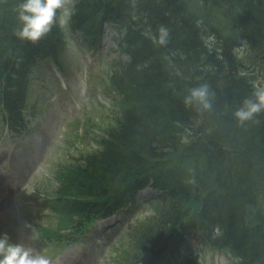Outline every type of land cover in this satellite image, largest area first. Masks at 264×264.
Wrapping results in <instances>:
<instances>
[{"label":"trees","instance_id":"1","mask_svg":"<svg viewBox=\"0 0 264 264\" xmlns=\"http://www.w3.org/2000/svg\"><path fill=\"white\" fill-rule=\"evenodd\" d=\"M95 1L74 0L68 28L94 45L107 25L121 34L127 58L113 59L109 76L117 108L102 133L90 138L92 131L84 132L83 142L93 148L56 167L46 202L51 221L39 226L40 238L76 239L95 218L151 186L154 212L134 223L124 264H203L194 254H180L189 231L243 264H264V215L254 209L264 193L255 187L256 180L264 185V112L243 125L233 115L255 90L239 72L235 48L244 42L264 63V0H219L239 39L224 37L214 49L184 0L124 1L151 21L123 0ZM20 2L0 0V122L13 132L25 128L35 109L28 103L33 66L57 58L64 43L59 24L38 43L19 38ZM161 26L169 32L163 45ZM193 49L195 57L183 58L182 50L190 56ZM205 82L216 95L213 110L200 114L184 97ZM194 112L200 117L190 118Z\"/></svg>","mask_w":264,"mask_h":264},{"label":"rangeland","instance_id":"2","mask_svg":"<svg viewBox=\"0 0 264 264\" xmlns=\"http://www.w3.org/2000/svg\"><path fill=\"white\" fill-rule=\"evenodd\" d=\"M185 2L188 10L205 27V37L211 44L217 43V32L222 36L238 38L231 27L227 9L219 0ZM60 29L64 35V43L57 58H47L34 69L28 103L35 108L36 114L32 116L29 129L18 138L3 134L0 139V154L14 152L16 156L15 160L0 157V235L6 233L11 241L31 246L49 258L54 257L51 261L56 260L60 264L69 261V257L73 258L71 264H124L130 254L128 240L132 238L131 231L111 237L108 234H96V241L86 240L78 246L42 244L34 232L35 224L31 223L35 208L23 209V206L30 204L29 199L39 189V183L49 181L60 163L73 162L80 152L93 148L83 142L85 131H92L89 134L92 138L113 123L115 97L103 96L107 103L103 105H96L95 99L101 98L106 90L108 59L120 53L116 45L118 36L114 32V37L104 35L101 48L95 53L85 39L80 43L72 40L68 25L60 26ZM108 32L107 30L106 33ZM108 45L115 50L109 52L106 49ZM235 54L240 63V74L255 89L264 87V63L255 57L245 43L239 45ZM103 55L107 59H103ZM53 62L63 71L64 81L61 78L59 81L58 76L56 78V64ZM52 70L55 75L51 73ZM8 174L13 175L6 178ZM13 177L22 184L15 196L1 189L3 179ZM145 203L138 221L147 219L154 210L155 202L147 200ZM254 209L264 215V193L260 195ZM101 226L102 223L97 225ZM80 238L84 239L79 235L78 239ZM184 249L193 254L198 253L196 244L191 241L184 244ZM200 253L206 264L237 263V259L225 251L204 249Z\"/></svg>","mask_w":264,"mask_h":264},{"label":"clouds","instance_id":"3","mask_svg":"<svg viewBox=\"0 0 264 264\" xmlns=\"http://www.w3.org/2000/svg\"><path fill=\"white\" fill-rule=\"evenodd\" d=\"M20 28L16 35L32 43L44 39L59 24L67 26L74 15V0H21L16 7ZM159 43L166 44L168 29H159ZM215 92L205 82L188 90L184 97L186 106L194 107L203 114L211 112L215 101ZM264 112V87L256 88L250 97L245 98L233 115L243 125L254 120ZM0 264H52L51 259L40 251L21 242H13L5 233L0 235Z\"/></svg>","mask_w":264,"mask_h":264},{"label":"bare ground","instance_id":"4","mask_svg":"<svg viewBox=\"0 0 264 264\" xmlns=\"http://www.w3.org/2000/svg\"><path fill=\"white\" fill-rule=\"evenodd\" d=\"M125 0H123L122 2H123V6L126 8V9H129L132 13H134L136 16H139V17H141V18H143V19H145V20H147V21H151L150 20V18H149V16H147L145 13H141L140 11H138V12H134V10L126 3V2H124ZM87 2H88V4L89 5H91V4H94L96 1L95 0H87ZM197 34V33H196ZM202 35H203V37L206 39V37H205V33H204V31L202 30ZM199 37H200V34H199ZM24 40V39H23ZM24 41H28V40H24ZM30 42V41H29ZM31 43V42H30ZM192 46H195V45H192ZM195 51H197V50H194L193 49V52H192V55H190V56H187V55H185V53H184V51L182 50V54H183V58H190L191 56H194L195 57ZM45 59H47V57H43V58H40V59H38L37 60V62L39 63V62H41V61H43V60H45ZM197 60H199V58L197 59ZM34 68L36 67L35 65L33 66ZM174 72H176V68H173L172 69ZM115 109L117 108V102L115 103V107H114ZM191 117H193V118H198V117H200V115H198V114H196L195 112L193 113V114H191L190 115V118ZM6 126V130L4 131V134L5 135H10L9 134V131H11L10 130V128H9V126L8 125H5ZM5 155V154H4ZM215 166L214 165H212L211 166V168H214ZM216 168L217 167H215L214 169H213V171H215L216 170ZM233 169V168H232ZM256 182V186L255 187H257V188H262V187H264V185L263 184H258L257 182H258V180H256L255 181ZM36 201V198H35V196H31L30 197V199H29V202L30 203H33V202H35ZM169 224V223H168ZM169 225H167V227L165 228V229H163L164 230V233L162 234V236H161V239H167V238H165L166 236L165 235H167L168 236V234H169V232H168V230H169ZM244 263V262H243Z\"/></svg>","mask_w":264,"mask_h":264}]
</instances>
